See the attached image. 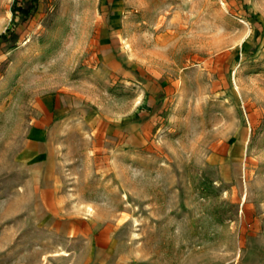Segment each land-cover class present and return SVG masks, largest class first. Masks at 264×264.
Returning <instances> with one entry per match:
<instances>
[{"label": "rangeland", "instance_id": "374dc122", "mask_svg": "<svg viewBox=\"0 0 264 264\" xmlns=\"http://www.w3.org/2000/svg\"><path fill=\"white\" fill-rule=\"evenodd\" d=\"M0 0V264H264V0Z\"/></svg>", "mask_w": 264, "mask_h": 264}, {"label": "trees", "instance_id": "16d2710c", "mask_svg": "<svg viewBox=\"0 0 264 264\" xmlns=\"http://www.w3.org/2000/svg\"><path fill=\"white\" fill-rule=\"evenodd\" d=\"M35 3H36L35 0H25L20 10H17L16 5H14V10H13L14 19L20 18L22 22L29 21L36 9ZM21 31H22V27L20 25L17 26L15 29L11 30L9 33H4L0 35V48L4 43L17 42L19 39V35L21 34Z\"/></svg>", "mask_w": 264, "mask_h": 264}]
</instances>
